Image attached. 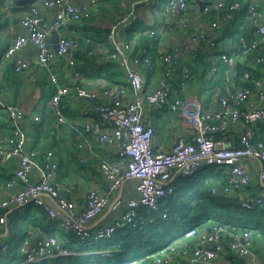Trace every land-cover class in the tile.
<instances>
[{"label":"built area","instance_id":"obj_1","mask_svg":"<svg viewBox=\"0 0 264 264\" xmlns=\"http://www.w3.org/2000/svg\"><path fill=\"white\" fill-rule=\"evenodd\" d=\"M87 1L78 5L72 0H36L19 19L24 32L12 38L1 56L6 60L13 59L14 69L22 73L32 61L21 59L18 53L29 44L35 49L33 62L49 70L57 57L69 55L79 47L78 36L66 35L62 30L71 24H81L91 13V7L105 0ZM208 1L210 3L204 6V10H214L217 16L192 34L195 47L189 49L195 51L203 43V51L210 55L208 74L217 76L222 69L223 83L213 89L206 107L195 96L194 114L184 119L187 132H179L168 151L153 149L154 128L146 119V107L168 104L173 112L184 107L179 95L172 96L171 76L173 70L181 65L179 90L185 93L191 79L190 70L183 64V52L179 46L171 51H162L155 57L147 52L133 54L131 44L120 37V30L131 16L130 12L109 26V49L101 50V55L118 63L125 83L85 91L77 82H62L55 72L48 71L53 92L47 106L55 117V123H46L44 128H51L55 134L62 135L67 128L76 131L82 128L93 137L92 141L84 137L85 143H78V148L84 151L78 159L80 162L85 159L96 161L103 188L98 184L89 188L81 208L77 200L68 196V183L58 176L56 151L48 147L39 150L32 147L22 126L26 112L0 100L8 123V129L0 132V166L17 163L11 177L4 181L8 192L0 197V251L4 252L9 247L7 219L18 207L27 204L39 206L55 221L58 230L71 232L80 243H91L111 237L117 229L135 227L138 222H143L144 216L138 212L141 207H146L149 212H159L173 193L174 181L195 174L203 166H216L225 169L227 174L224 184L210 183L213 194L239 195L251 180L249 169L242 163L243 158L258 162L257 180L261 190L252 197L240 196L241 206L245 209L264 206V137H256L257 123L264 118V107L260 105L264 103V74L252 77L249 72H243L241 80L250 81L252 86L236 84V56L222 47L217 33L222 22L242 8V2ZM42 7L55 10L53 19L44 17ZM166 7L170 11H178L176 22L180 28L189 27L191 22L185 13L188 0H169ZM246 10L263 43V51L257 53L254 63L264 68V7L252 1ZM52 30L57 32L56 48L52 47L50 39ZM226 40L227 45L234 42L232 36ZM256 48V41L239 39L238 49L244 56ZM154 61L161 68V76L155 87L149 90L136 67L149 69ZM68 62L73 65V57ZM72 94L78 95L83 103L85 118L80 123L66 115V101ZM39 98L38 93L36 101ZM40 120L41 113H31V123ZM235 124L242 126L240 146L227 145L224 140L230 125ZM217 134L221 137L216 138ZM103 147H107L108 152L103 151ZM108 147L113 148V157ZM123 189H127L126 198L121 195ZM163 209L162 217L166 218L167 209ZM105 211L115 213L114 219L97 222ZM38 233H41L39 227L28 229L18 246L25 262L70 253L61 247L56 232L45 236ZM256 235L257 231L250 228L229 224L189 227L156 251L118 264H242V260L255 255L252 246ZM226 251L231 257L221 263Z\"/></svg>","mask_w":264,"mask_h":264},{"label":"crops","instance_id":"obj_2","mask_svg":"<svg viewBox=\"0 0 264 264\" xmlns=\"http://www.w3.org/2000/svg\"><path fill=\"white\" fill-rule=\"evenodd\" d=\"M16 1L17 0H3V5L1 4L0 12L5 11V15L9 17V24L6 28H0V47H3V45H5L6 43L7 45H9L12 38L24 32L23 27L19 23V19L28 10L29 5L25 7L19 6L15 3ZM163 1L167 2V0ZM200 1H203L202 5H200ZM252 1L257 2L260 7H264V0H241L242 8L240 10L234 11L226 20H224L222 22V28L217 33V40L222 44V47L226 51L235 54L236 61H243L246 58V56L241 54L238 49L240 37L247 41L246 36L252 33L254 39L257 42L262 43L261 36H259V34L257 33L256 26L251 21L246 10L248 4ZM72 2L81 5L87 3L88 1L72 0ZM154 2L156 3V0L105 1L92 6L90 10L91 13L89 14L88 18L85 21H82L81 24L68 25L62 30V32L66 35L78 36V49L81 50L79 52L84 51L85 47H82L83 44L86 46V48H93V50H88V53L89 51L92 52L91 55H93L94 53L101 54V50L107 49L108 46V43L106 41L107 39H105V34L107 33L109 26L117 21L115 20L116 17L120 19L130 12L131 16L120 30V37L128 40V42L131 44L133 54L140 55L144 52L158 54L168 48H171V46L184 43L185 40L188 42V38L191 34L198 32L201 27H203V25L208 24L214 17L211 15V12L213 10H204V6L208 5L210 1L188 0V7L185 10V13L189 21L191 22L188 27L189 29H182L177 25L176 18L178 17V11H170L168 10V7L165 8V11L163 13L164 18L162 20V25L158 29L157 20L155 19L151 11V7ZM13 3L15 4L13 5ZM41 13L47 20H51L54 17L55 10L42 7ZM15 20H17L16 23L14 22ZM104 21L109 22V25L105 26V28L103 26ZM229 36H232L234 38V42L233 44L227 45L226 39ZM55 38L57 39V32L52 30L50 32L52 45L55 44ZM53 39L54 42L52 41ZM5 47L2 49V51H0V82L2 78H4V66L8 62L1 56L6 49ZM180 47L183 52L184 63H189L192 61V65L195 64L193 65V68L200 73L205 71V75L204 77L200 78L199 74H197L196 76L194 74L195 78L190 80L191 83L189 81L188 88L185 93L181 91L179 92V90L174 87L172 96L179 95V97L182 98L184 102V107H180L176 112L172 111L173 116L169 113V116L167 114V111H169L168 104H165L163 106L146 107V119L153 125L154 128L152 146L153 149L158 152L170 150L177 134L179 132H187L184 126V119L186 116L194 114V111L192 109L194 107L193 102L195 96L198 98L197 100L202 103L203 107H206L208 106L207 104L210 101L213 89L221 86L223 83L222 69L217 76L208 74V65L210 60V55L208 53L203 54V61L196 62L194 59L195 54H192L190 52L192 51L191 49H189L187 46ZM73 54L74 52L63 57H57V59L50 65L51 70L58 75L59 79L62 82H78V76L74 73L73 65H69L68 62V60L73 57ZM18 56H20L21 59L31 60L32 64L30 67L24 69L22 73L16 72V78L12 81L13 84L9 87L7 86L4 91H0V98L9 104L22 108L26 112V118L24 121V123L26 124H31L30 117L32 112H39L44 115L46 119L44 125L46 123L47 125L54 124L55 117L47 106L49 96L46 93V88L47 85L51 86L48 81L49 78L47 69L33 62L35 58V49L29 44L24 46L21 51H19ZM256 66L257 65L255 64L252 67ZM136 68L139 69L145 80V83H147V89H153L159 77L161 76V68L157 64V62L154 61L152 67H150L149 69H145L141 66H138ZM260 72L261 74H264L263 67H260ZM196 82L201 83L202 89H200L199 86L198 91L192 93L191 90L195 91L194 85ZM79 85L84 90L98 89L104 86H108L107 81L104 78L81 80ZM206 87L208 88V94L202 96L201 92ZM189 89L191 90L189 91ZM38 93L40 94V98L36 101V95ZM39 101L41 102L39 103ZM260 105L264 107V103H261ZM66 108V115L70 119L80 123L85 118V115L82 113L83 103L78 95L72 94L68 98V101H66ZM165 115H167V117H165ZM94 117L96 116L94 115L93 118ZM103 124H105V122ZM256 129V137H264V118L257 123ZM43 130L44 131L38 133L39 138H42L46 142V146L44 147H48L56 151L58 158V176H61V179L65 180V182L68 183L70 187L68 196L77 200L81 208L84 204V198L89 188L98 185L100 188H103L102 179L97 172L96 164H91L88 161L91 164L89 166L87 162L88 159H85L84 162H80L78 159L80 154H84V151H81L78 148V143H85V138H88L90 141H92L93 137L89 133L84 132L82 128L78 129V131L67 128L65 129L66 132L63 133V135L62 133L55 134V131H53L51 128L43 127ZM158 131L159 134H161L160 136L158 134ZM241 132V124L230 125L228 132L224 135V137L226 138L224 139L226 141V144L237 145ZM45 135H47L46 138ZM72 135H74V137H72ZM28 137L29 144L34 147L32 145V136L28 134ZM218 137L220 138L219 134ZM108 148L110 155L113 157V154H111L113 153V148ZM102 150L108 152L106 151L108 150L107 147H103ZM86 162L87 164L85 165ZM242 163L249 169L251 180L250 183L241 190L239 195H235L237 196V199H239L240 196H255L261 190L257 180V168L259 166L258 162L253 159L243 158ZM16 166L17 163L15 161L9 163L7 165V167L10 168L8 173H13ZM4 181L5 180H2L0 182V197H3L8 192V190L4 188ZM211 182L215 185H219L224 184L225 180L222 181L217 178L215 180H212ZM129 186L132 189V185ZM16 188L17 187L11 190H14ZM121 195L123 198H126L128 196L127 189H123V191H121ZM114 217L115 213L105 211L97 222H109L114 219ZM38 235H41V233H38ZM57 235L60 240L61 238L59 236H62L63 234L57 232ZM259 238V234L258 237L256 235V237L254 238L255 249L257 248V250H254L253 242L252 247L255 252L254 257H249L242 260V264H259ZM230 257L231 254L229 252H224L221 263L225 262V260L229 259Z\"/></svg>","mask_w":264,"mask_h":264},{"label":"trees","instance_id":"obj_3","mask_svg":"<svg viewBox=\"0 0 264 264\" xmlns=\"http://www.w3.org/2000/svg\"><path fill=\"white\" fill-rule=\"evenodd\" d=\"M1 4L3 5V0H0V7ZM211 15L214 17L210 21L215 20V16L217 15L214 10L211 12ZM86 19L87 18L83 19V21ZM8 24L9 17L5 15V11H1L0 28H6ZM187 28L188 27L184 29ZM106 37L107 33L105 34V39H107ZM246 39L247 41H256L252 33L246 36ZM202 44L203 43H200L195 51H190L192 54H195L194 59L196 62L203 61V54L206 53L203 51ZM5 46L8 47L9 45L6 43L3 47H0V51H2ZM83 46L85 47L83 52H79L81 50L77 49L73 54L74 73L78 76L79 79L77 78V80L79 83L81 80L96 78H104L108 86H113L117 83H125V77L116 61L107 59L103 55L97 53L88 55V50H93V48H86V46L82 44V47ZM107 48L109 49V45ZM171 50V48H168L164 51ZM262 51L263 43L257 42V48L246 56L243 61H236L235 71L237 72V85L252 86L250 81L241 80V73L243 72H249L252 77L262 75L260 66L257 65L256 67H252L255 65L254 57L258 52ZM150 54H152L153 57L157 55L154 53ZM7 61L8 62L4 66V78H2L0 82V91H4L7 86L9 87L12 85V81L16 78V74L18 73H16L14 69V60L8 59ZM183 64L189 68L191 79L195 78L194 74L195 76L199 74L200 78L204 77L205 71L202 73L196 71L193 68L195 64L192 65V61L189 63L183 62ZM49 70H51L50 66ZM49 70L47 69V71ZM181 77L182 66L179 65L173 70L171 76L173 87L178 90ZM146 87H148L147 83ZM52 92V87L47 85L46 93L49 97ZM0 100L4 101L1 98ZM41 115L42 120L31 124L24 123L22 125L27 135L30 134L32 136V145L38 150L46 146V142L42 138H39L38 135V133L44 131L43 127L46 122L44 115L42 113ZM6 120L7 115L0 104V132H5L8 129ZM219 135L221 137V134ZM46 136L47 135H45V138ZM72 137H74V135H72ZM216 138H219L218 134ZM239 142L240 141L237 142V146H240ZM88 161L91 164H96L94 160L88 159L87 162ZM89 162L88 164L90 166L91 164ZM9 170L10 168L7 167V165L0 166V182L11 177L12 173H8ZM226 175L227 174L222 168L216 166H203L193 175L178 178L173 183V193L169 196L167 203L162 206L159 212H149L146 207H141L138 209V212L144 216L143 222H138L135 227L127 226L117 229L111 237L98 239L91 243H80L71 232L58 230L55 221L50 219L39 206L27 204L18 207L12 211L7 219V242L9 247L4 252L0 251V264H109L112 261L118 264L124 259L142 257L150 252L156 251L158 248L179 237L189 227H200L210 223L236 225L241 228H250L257 231L260 236L258 262L259 264H264V206H255L250 209H245L241 206L237 196L222 193L213 194L210 189L211 181L217 178L224 181ZM59 177L62 178L61 176ZM163 208L167 209L166 218L162 217ZM34 227L40 228L41 236L60 231V233L63 234L59 236L61 238L59 240L60 245L62 248L70 251V253L44 260L25 262L24 257L18 251V246L23 237L27 234L28 229ZM254 250H257V248L255 249V241Z\"/></svg>","mask_w":264,"mask_h":264},{"label":"rangeland","instance_id":"obj_4","mask_svg":"<svg viewBox=\"0 0 264 264\" xmlns=\"http://www.w3.org/2000/svg\"><path fill=\"white\" fill-rule=\"evenodd\" d=\"M167 2H168V0H167ZM167 2H164L163 0H156V3L154 2L153 3V5H152V7H151V11H152V13H153V15H154V17H155V19L157 20V28L159 29L160 28V26L162 25V20H163V13H164V11H165V8H166V5H167ZM119 18L118 17H116V19L115 20H118ZM109 25V22H107V21H104L103 22V26H104V28H105V26H108ZM191 36H192V34L189 36V38H188V42L185 40V42L184 43H182V44H178V45H174V46H171V49L173 48V47H175V46H187L188 48H194L195 47V45H194V43H192V39H191ZM179 43H181V42H179ZM49 80V79H48ZM190 83H191V81H190ZM200 86V89H202V87H201V83L200 82H196L195 83V85H194V90L195 91H192L191 89H189V91L191 90V92L193 93V92H197L198 91V87ZM35 87V86H34ZM190 88H191V86H190ZM85 91H89V90H85ZM202 96H205V95H207L208 94V88L206 87V88H204L203 90H202ZM41 101H39V103H40ZM39 103H38V107H39ZM170 111V110H169ZM169 111H167V114L169 113L170 115H172L173 116V112L172 111H170V112H172V113H170ZM169 114H168V116H169ZM165 117H167V115H165ZM158 134H159V131H158ZM161 134H159V136H160ZM20 212H22V211H20ZM60 232V231H59ZM124 260H128V259H124ZM109 264H117V262H114V261H112V262H110Z\"/></svg>","mask_w":264,"mask_h":264},{"label":"water","instance_id":"obj_5","mask_svg":"<svg viewBox=\"0 0 264 264\" xmlns=\"http://www.w3.org/2000/svg\"><path fill=\"white\" fill-rule=\"evenodd\" d=\"M35 1L36 0H17L15 3L18 4L19 6H27V5H30V4L34 3ZM15 3H13V5ZM199 3H200V5H202L203 1H200ZM14 22L16 23L17 20H15ZM52 41L54 42V39ZM53 47L56 48V38H55V44H53Z\"/></svg>","mask_w":264,"mask_h":264}]
</instances>
